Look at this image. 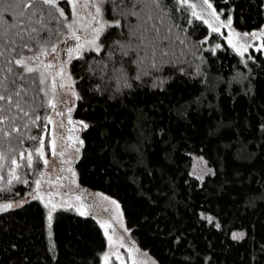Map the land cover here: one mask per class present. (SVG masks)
<instances>
[{
    "label": "trees",
    "instance_id": "16d2710c",
    "mask_svg": "<svg viewBox=\"0 0 264 264\" xmlns=\"http://www.w3.org/2000/svg\"><path fill=\"white\" fill-rule=\"evenodd\" d=\"M31 2L0 4L2 201L31 191L50 154L49 79L15 60L52 50L72 21L68 0L23 8ZM11 3L24 17L4 11ZM209 3L237 31L264 24V0ZM100 8L120 26L68 63L82 123L77 184L118 202L130 238L156 264H264V52L239 58L178 0ZM51 212V229L39 200L0 213V264H100L107 246L97 217Z\"/></svg>",
    "mask_w": 264,
    "mask_h": 264
},
{
    "label": "rangeland",
    "instance_id": "374dc122",
    "mask_svg": "<svg viewBox=\"0 0 264 264\" xmlns=\"http://www.w3.org/2000/svg\"><path fill=\"white\" fill-rule=\"evenodd\" d=\"M69 4L72 10V27L65 40L55 45V52L52 50L38 52L24 59L28 67L39 69L43 72V76L49 79L48 101L54 105L51 107L49 115L52 121L49 123L50 154L44 158L43 171L35 180L40 182L39 187L35 182L31 191L26 192L24 196L15 199V201L0 200V209L6 204L12 205L7 209L10 210L16 209L30 200L41 202V199L36 198L39 194V197L43 198V204H48V207H45L47 214L50 210L64 207L73 209L79 214L83 213L81 214L83 216L97 217L103 234L106 236L107 246L101 255L100 264H105V256L107 264L111 261L116 264H156L155 260L143 251L141 252L130 238L118 202L107 194L80 187L76 182L73 168H71L80 147L79 132L82 123L77 122L74 118L76 92L73 88V80L69 75L68 63L80 51L88 48L96 49L88 45L86 41L93 38L91 27H99L96 20L104 22V19L101 15V0H73ZM188 4L195 5V9L191 8V11L194 10L199 15L198 19L204 22L210 33L221 37L223 44L230 47L239 58H243L251 49L264 52V24L256 30L240 32L228 24L229 16L222 17L217 14L213 7L208 8L204 4V0H188ZM97 7L100 8L98 17L96 16ZM213 29L216 30L213 31ZM77 36L80 37L79 41L75 39ZM78 43L84 46L76 51ZM219 43L216 46H219ZM68 49H73L71 56ZM37 56H39V60L33 62ZM47 65H51V67H46ZM53 142L54 153L51 146ZM201 170L204 171L202 165ZM112 201H115V204ZM53 205H55L54 208ZM4 211L6 210H0V213Z\"/></svg>",
    "mask_w": 264,
    "mask_h": 264
},
{
    "label": "snow or ice",
    "instance_id": "6c2138e0",
    "mask_svg": "<svg viewBox=\"0 0 264 264\" xmlns=\"http://www.w3.org/2000/svg\"><path fill=\"white\" fill-rule=\"evenodd\" d=\"M3 2H4V0H0V4H2ZM69 2L72 3L73 0H69ZM102 2H103V0H101V3H102ZM152 2H153L154 4H158V0H152ZM178 2L181 3L182 5H187L188 7L195 9V5L188 4V0H178ZM36 3H42L43 5H46V6L50 7V8H55V7H56V0H32L31 3H29V4H24V5H23V8H29V9L34 8V5H35ZM204 4H206L208 8H211V7H212V5H211L210 3H208V0H204ZM23 8H20V5H19L18 3H11V4H8V5L4 8V11H8L9 9L18 10V11H16V15L19 16V17H24L25 13H24ZM99 14H100V8L97 7V8H96V16L98 17ZM134 14H135V13H134ZM32 15H33V16L36 15L35 11H33ZM60 15H61V16H64V13L61 11V12H60ZM192 15L195 16V17H197V18H199V15H198L194 10H193V12H192ZM213 15H215V13H213ZM217 18H218V17H217ZM94 19H95V17H94ZM21 23L23 24L24 21H21ZM96 23L99 25V27H91V26H90V27H91V32H92L93 38H92L91 40L86 41V43H87L88 45H90V46L95 47V48L98 50V49H99V45L97 44V40H98V39L100 38V36L105 32V30H106L108 27H119L120 25H119V22H116L115 24H109L107 21L101 22V21L98 20V19L96 20ZM228 24H229V25L231 24V19H230V18H229V20H228ZM67 27H68L69 29H71L72 26L69 24V25H67ZM25 30H27V28H26ZM215 30H216V29H213V31H215ZM32 31H35V29L33 28ZM73 35H74V34H73ZM253 35H256V34L253 33ZM75 39H76L77 41H79V40H80V37L77 36V37H75ZM229 42L231 43V41H229ZM83 46H84V45H81V44L78 43V44H77L76 51H79ZM24 47L27 48L28 46H27V45H24ZM217 47H219V46H217ZM29 50H30V49H29ZM52 51H53V52L56 51L55 46H53ZM68 52H69V55L71 56V54H72V52H73V49H68ZM29 59H32V58H29ZM38 60H39V56L35 57V60H33V62L38 61ZM15 64H16L17 66L25 67V69H26V71H27L28 73H32V72L34 71V69H33L32 67H27V66H26L25 60H24L23 58L16 59V60H15ZM46 67H51V65H47ZM8 71H11V69H8ZM40 83H41V84L44 83V79H43V78L40 79ZM60 86L63 87L64 85H60ZM17 95H19V93H17ZM4 99H5V97H4L3 95H0V100H4ZM9 102H11L10 98H9ZM49 107H54V105L52 104L51 101H49ZM24 114L27 115L26 112H25ZM35 119H36V120H39L40 117L37 116ZM2 122H3V121H0V123H2ZM48 123H52V121H51L50 118L48 119ZM83 127L87 128V125L85 124V125H83ZM5 135L7 136L8 133H5ZM33 139H35V137H33ZM41 145H43V141H42V140H41ZM51 146H52L53 153H54V152H55V145H54V142H53V144H52ZM36 151H37V154L40 155L41 159H43L44 157H43L42 149H37ZM0 158H2V157H0ZM21 158H23V154H21ZM12 163L15 165V164H16V161L13 160ZM31 166H32V156H31V154H29V156H28V167H31ZM9 175L12 177V179H16V178H17V177H16V173H15V169H13L12 172L9 173ZM9 182L11 183V181H9ZM36 183H37V187H39V183H40V182L37 181ZM36 198L41 199V202L44 203L43 198H42V197H39V194H37V197H36ZM112 203L115 204V201H112ZM44 206L47 208V207H48V204L45 203ZM11 207H12L11 204H6V205H3V208L0 209V210H7V209H9V208H11ZM52 207L54 208L55 205H53ZM117 207H118V205H117ZM81 214H83V213H81ZM47 221H48V228L51 229V228H52V221H53V216H52V212H51V210L48 212V215H47ZM49 234H51V233H49ZM243 235H244L243 233L234 234L233 239H240V238H243ZM104 260H105V264H107V257H106V256H105Z\"/></svg>",
    "mask_w": 264,
    "mask_h": 264
},
{
    "label": "bare ground",
    "instance_id": "6f19581e",
    "mask_svg": "<svg viewBox=\"0 0 264 264\" xmlns=\"http://www.w3.org/2000/svg\"><path fill=\"white\" fill-rule=\"evenodd\" d=\"M8 198V197H7ZM16 198V197H15ZM19 208V207H18ZM45 212V211H44ZM43 215V214H42Z\"/></svg>",
    "mask_w": 264,
    "mask_h": 264
}]
</instances>
